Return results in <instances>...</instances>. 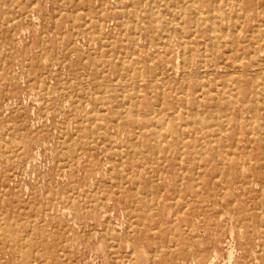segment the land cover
<instances>
[{
	"label": "rangeland",
	"instance_id": "obj_1",
	"mask_svg": "<svg viewBox=\"0 0 264 264\" xmlns=\"http://www.w3.org/2000/svg\"><path fill=\"white\" fill-rule=\"evenodd\" d=\"M64 1L7 0L2 5L0 0V9H6V15L0 17V264H23L22 253L14 255L8 247L9 243L4 242L7 238L5 223L21 233L26 247H32L31 264H64V261L65 264H140L137 261L138 248L145 249L148 258L153 256L154 251L157 253L164 248V251L172 253L167 264H203L194 262L191 257L193 252L199 251L206 254L204 264H264V88L256 89L254 83L250 86L249 100L243 104L242 124L233 125L238 140L224 142L220 148L222 156L216 157L207 166L202 165L205 168L200 164L207 155L199 159H194L191 153L187 156L194 167L192 178L197 180L195 187L188 179L177 185L174 179L168 178L163 189H156L160 181L154 166L149 167L152 171L150 177L141 171L140 189L149 199V204L143 206L146 220L140 217L141 209L131 203L130 197L122 194L120 199L117 198L119 191L108 197L107 200L111 199L108 211L101 207L91 213L85 206H69V210L61 205L59 209H53L48 201L50 196H56V202L61 204L62 195L76 194L84 199L86 193L96 192L95 175L88 171L92 161L98 162L96 173L102 178H107L121 167L130 168L117 155L108 158L102 139L81 160L77 158L68 164L66 159L67 153L80 147L73 133L76 125L85 118L84 114L106 113L109 120L114 117L111 108L92 103L100 94V88L91 78L90 62H100L107 56L100 49L101 40L95 39L98 33L92 31L87 34L83 19L77 12L87 11L86 3L91 2L96 8L92 13L103 14L105 23L114 27L115 20L107 19L106 10L108 6H116L117 2L110 0L104 7L101 0H71L77 7L73 11ZM246 1L245 9L241 10V27L248 34L244 43L253 46L242 55L244 72L250 80H262L264 40L253 42L252 37L264 25L259 27L250 18L254 11L247 8ZM254 2L264 16V0ZM114 34H118L117 28ZM146 37L143 32V42L147 41ZM141 56L146 58L144 52ZM106 72L107 76L98 77V82L104 84L105 79L116 78L109 70ZM62 87L69 96L78 97V92L83 94L86 110L68 103L66 95L61 92ZM110 129L115 132V128ZM65 132L69 135L66 139L62 136ZM64 143L69 150L63 152ZM111 150L115 152L117 147ZM187 176L191 177L190 174ZM125 184L131 190L136 187L130 180ZM115 190L118 188L115 187ZM229 190L233 191L232 195ZM102 194L108 196L104 191ZM47 212L51 215H46ZM190 226L194 229L191 230ZM179 231H185L189 237L196 235L192 244H187V255L175 253L176 248L181 246V243L176 245L173 242ZM139 234L142 238L136 237ZM42 242L56 252L53 260L42 255Z\"/></svg>",
	"mask_w": 264,
	"mask_h": 264
},
{
	"label": "bare ground",
	"instance_id": "obj_2",
	"mask_svg": "<svg viewBox=\"0 0 264 264\" xmlns=\"http://www.w3.org/2000/svg\"><path fill=\"white\" fill-rule=\"evenodd\" d=\"M109 1L101 0V5L105 7ZM64 2L69 5V9L77 10L71 0H65ZM116 2V6H108L106 10L107 19L115 20L114 27L105 23L106 20L103 14L92 13L96 8L91 2L86 3L85 9L87 11L77 12L78 16L83 19L86 33L91 34L92 31L98 33L95 39L99 38L101 40L100 49L102 48L103 54L107 56L101 59L100 62L95 60L90 62L91 78L97 88H100V94L96 95L92 103L111 108L114 117L110 121L106 113L105 115L101 113L84 114L85 118L76 125L75 133H73L80 147L65 156L68 164H71L77 158L81 160L88 154L90 148L102 139L103 150L108 151V158L117 155L122 163H126L130 168L127 170L121 167L107 178H102L96 173L98 162L94 160L88 171L96 178L95 193H86L84 199L76 194L62 195L60 197L62 199L61 204L56 202V196H50L48 201L53 209H59L60 205L67 208L69 206L76 208L85 206L91 213H95L101 207L108 211V201L111 200H107L108 197L114 196L119 191L117 198L120 199L122 194L130 197L131 203L136 204L141 209L140 217L146 220V212L143 206L149 204V199L144 197L143 191L140 189L141 171L147 177H150L152 171L149 167L154 166V170L158 174L157 178L160 181V184L155 186L156 189H163L168 178L174 179L177 185L188 179L191 186L195 187V181L197 180L194 181L192 178V168L194 169V167L187 156L191 153L194 159H199L207 155V158L202 159L200 167H203L202 165L207 166L209 163L214 162L216 157L222 156L220 148L224 142L238 140V134L234 131L233 125L235 123L238 126L242 124L243 113L245 112L242 108L243 104L249 100L250 86L254 83L256 89H263L264 79L250 80L244 72L245 64L242 55L249 52L251 46H253V44L244 43L248 39V34H245L241 27V10L245 9L244 0H116ZM246 2L247 8H251L252 12L254 11L250 18L258 23L257 26L264 25L262 11L259 12L256 9L254 0H247ZM6 3L7 0H2V5ZM80 6L83 8V5ZM16 7L18 6L16 5ZM5 15L6 9H0V17ZM116 28L118 30L117 35L114 34ZM258 30L257 34L252 37L253 42L264 40V28ZM143 32L147 36L146 42L142 41ZM243 43L244 47L241 49ZM142 52L145 54V59L141 56ZM246 58L248 57L246 56ZM107 70L113 73L116 78L114 80L105 79L104 84L98 82V77L107 76ZM249 70L251 71V69ZM67 83L69 82L67 81ZM60 89L66 95L65 100L68 103L77 104L83 107L84 111L86 110L83 94L78 92V97L69 96L64 87ZM85 95L87 96L86 93ZM239 110L242 111L239 112ZM110 127L115 128V132H112ZM62 136L66 139L69 135H66L65 132ZM114 146L117 147L115 152L111 150ZM62 147L63 152L69 150V146L65 143ZM51 150L53 151V149ZM203 168H200V170ZM186 170H189L187 174ZM188 174L191 177H188ZM128 180L136 185V187H132V190L125 184ZM115 187L118 190H115ZM102 191L106 192L108 196H104ZM232 192V190H229L230 195L233 194ZM68 209L70 210V208ZM103 213L102 215H104ZM46 215L51 214L47 212ZM75 218L77 219V217ZM5 224L7 238L4 242L9 243L8 247L14 255L22 253L23 261L21 262L23 264H31L32 247H26L27 243H25V239L22 240L21 233L13 230L8 223ZM190 227L191 230L194 229L193 226ZM231 230L234 231L233 228ZM141 235L139 234L136 237L142 238ZM175 235V238H173L174 244L181 243V246H176L175 253L187 255L189 253L187 244H192L196 235L189 237L185 231H179ZM128 245L130 246V243ZM128 245L127 247H129ZM41 248L44 249L42 255L49 260H53L56 256V252L45 242H42ZM163 249H157V253L154 251L153 256L151 255L152 257L148 258L146 250L138 248V263L167 264L172 253ZM196 249L199 251L197 247ZM233 249L229 250L233 251ZM214 253L217 254L216 251ZM254 254L256 253L254 252ZM192 255L194 262L205 263L204 258L207 259L205 252L202 251L193 252ZM218 255L217 257H219ZM212 261L214 262V260Z\"/></svg>",
	"mask_w": 264,
	"mask_h": 264
}]
</instances>
